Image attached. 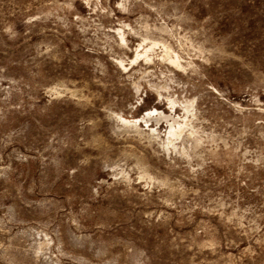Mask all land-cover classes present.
<instances>
[{"label": "rangeland", "instance_id": "rangeland-1", "mask_svg": "<svg viewBox=\"0 0 264 264\" xmlns=\"http://www.w3.org/2000/svg\"><path fill=\"white\" fill-rule=\"evenodd\" d=\"M0 264H264V0H0Z\"/></svg>", "mask_w": 264, "mask_h": 264}, {"label": "bare ground", "instance_id": "bare-ground-1", "mask_svg": "<svg viewBox=\"0 0 264 264\" xmlns=\"http://www.w3.org/2000/svg\"><path fill=\"white\" fill-rule=\"evenodd\" d=\"M153 112H157V110H155V109H152V110H149V111H147V114L148 115H151ZM159 112V111H158ZM155 114V113H154Z\"/></svg>", "mask_w": 264, "mask_h": 264}]
</instances>
